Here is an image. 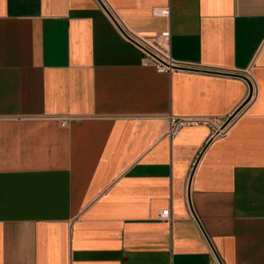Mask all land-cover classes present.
Returning a JSON list of instances; mask_svg holds the SVG:
<instances>
[{
    "label": "crops",
    "instance_id": "1",
    "mask_svg": "<svg viewBox=\"0 0 264 264\" xmlns=\"http://www.w3.org/2000/svg\"><path fill=\"white\" fill-rule=\"evenodd\" d=\"M108 2L190 66L99 0H0V264H264V0ZM241 74L226 132L168 133L233 114Z\"/></svg>",
    "mask_w": 264,
    "mask_h": 264
},
{
    "label": "built area",
    "instance_id": "2",
    "mask_svg": "<svg viewBox=\"0 0 264 264\" xmlns=\"http://www.w3.org/2000/svg\"><path fill=\"white\" fill-rule=\"evenodd\" d=\"M101 5L104 7L110 18L113 22L118 26L121 30L124 38L139 48L143 54L144 58L150 60L154 66L156 67L157 71L165 72V71H172L174 69L185 68L190 66V64L179 62L175 60L170 53V38L171 32L170 30H164L157 35V38L153 41L147 40L143 38L140 34L136 31H133L129 28V26L124 22L121 16L113 10L112 5L108 2V0H99ZM155 14L161 16H169L170 15V7L163 6L157 7L155 9ZM251 82V81H250ZM252 90L251 94L249 91L248 96H250L248 102L243 106L237 113L231 114L225 119L219 118H176L175 116H169L170 119V130L168 133L173 134L175 133L180 127L185 125L191 124H199V123H206L213 127L212 136H217L221 133L226 132L230 126L246 112V106L252 103L256 96H257V84L254 82L252 83ZM247 96V97H248ZM71 117L70 116H63L61 118V124L66 125ZM160 218L162 219H171V212L170 209H164L160 213Z\"/></svg>",
    "mask_w": 264,
    "mask_h": 264
},
{
    "label": "water",
    "instance_id": "3",
    "mask_svg": "<svg viewBox=\"0 0 264 264\" xmlns=\"http://www.w3.org/2000/svg\"><path fill=\"white\" fill-rule=\"evenodd\" d=\"M241 76H243L244 78H246L248 81H249V85H250V94H251V90H252V84H251V82H250V80L244 75V74H241ZM249 98H250V96H248L247 97V99L243 102V104L233 113V114H235V113H237L247 102H248V100H249ZM232 114V115H233Z\"/></svg>",
    "mask_w": 264,
    "mask_h": 264
}]
</instances>
